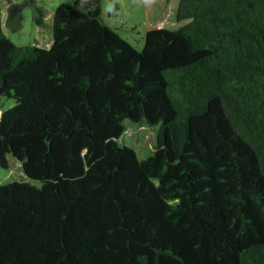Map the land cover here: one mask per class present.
Wrapping results in <instances>:
<instances>
[{
	"label": "trees",
	"instance_id": "1",
	"mask_svg": "<svg viewBox=\"0 0 264 264\" xmlns=\"http://www.w3.org/2000/svg\"><path fill=\"white\" fill-rule=\"evenodd\" d=\"M79 5L50 48L0 6V168L28 179L0 185V264H264V0H178L141 50ZM27 7L46 23L21 0L9 30ZM127 119L159 126L153 155L119 144Z\"/></svg>",
	"mask_w": 264,
	"mask_h": 264
},
{
	"label": "rangeland",
	"instance_id": "2",
	"mask_svg": "<svg viewBox=\"0 0 264 264\" xmlns=\"http://www.w3.org/2000/svg\"><path fill=\"white\" fill-rule=\"evenodd\" d=\"M21 0H0L2 9V30L17 45L38 44L44 48L52 45L53 33L50 18L48 24L39 25L33 20L30 8L23 12V25L19 31L12 32L5 25L7 7L10 3ZM44 8L45 15H53L54 10L62 3L71 0H37ZM108 0H103V19L107 25L116 30L136 49L141 50L144 46V36L150 29L165 27L177 28L182 23L176 20L178 0H114V10L106 12L104 7ZM15 105L13 98L0 96V114L3 110ZM2 109V111H1ZM125 132L118 142L121 146L133 148L140 160L153 155L155 151L156 133L159 126L149 125L145 120L139 123L129 119L124 121ZM9 168H0V185L11 181L28 180L21 168V164L11 155L8 156ZM32 183L39 185L38 181Z\"/></svg>",
	"mask_w": 264,
	"mask_h": 264
},
{
	"label": "clouds",
	"instance_id": "3",
	"mask_svg": "<svg viewBox=\"0 0 264 264\" xmlns=\"http://www.w3.org/2000/svg\"><path fill=\"white\" fill-rule=\"evenodd\" d=\"M86 5H90V0H80L79 7L83 8ZM92 7H94V5H92ZM114 7H115L114 0H108V3H106L104 10L106 12H112L114 10Z\"/></svg>",
	"mask_w": 264,
	"mask_h": 264
},
{
	"label": "crops",
	"instance_id": "4",
	"mask_svg": "<svg viewBox=\"0 0 264 264\" xmlns=\"http://www.w3.org/2000/svg\"><path fill=\"white\" fill-rule=\"evenodd\" d=\"M51 16H52V14H51ZM51 16L50 17L48 15L45 16L46 23L44 25L48 24L47 22L49 21V19L51 18Z\"/></svg>",
	"mask_w": 264,
	"mask_h": 264
}]
</instances>
